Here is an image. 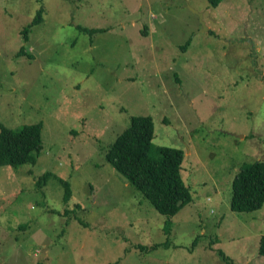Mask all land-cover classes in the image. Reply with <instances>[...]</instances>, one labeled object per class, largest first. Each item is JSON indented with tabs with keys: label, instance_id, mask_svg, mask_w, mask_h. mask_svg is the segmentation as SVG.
Wrapping results in <instances>:
<instances>
[{
	"label": "rangeland",
	"instance_id": "1",
	"mask_svg": "<svg viewBox=\"0 0 264 264\" xmlns=\"http://www.w3.org/2000/svg\"><path fill=\"white\" fill-rule=\"evenodd\" d=\"M135 115L185 155L169 233L105 159ZM37 122L35 162L0 166V264H264V203L229 209L264 160V0H0V123Z\"/></svg>",
	"mask_w": 264,
	"mask_h": 264
},
{
	"label": "trees",
	"instance_id": "2",
	"mask_svg": "<svg viewBox=\"0 0 264 264\" xmlns=\"http://www.w3.org/2000/svg\"><path fill=\"white\" fill-rule=\"evenodd\" d=\"M206 1L208 6H216L220 0ZM40 22L42 15L38 9L29 24L21 29L22 39L26 40L31 25ZM82 29L90 34L98 31ZM152 135L150 116H130L127 127L107 149L105 159L158 213L167 216L164 227L169 233L170 217L191 199L189 187L182 177L184 152L181 148L157 146L154 148L156 156H152ZM40 140V122L23 124L17 129L0 123V166L33 164L41 151ZM61 184L64 187L62 198L67 201L71 197L69 184L67 181H61ZM230 189V210L251 212L261 208L264 203V160L242 164L231 179ZM258 253L264 256V235L259 239ZM221 258L226 264H233L222 253Z\"/></svg>",
	"mask_w": 264,
	"mask_h": 264
},
{
	"label": "water",
	"instance_id": "3",
	"mask_svg": "<svg viewBox=\"0 0 264 264\" xmlns=\"http://www.w3.org/2000/svg\"><path fill=\"white\" fill-rule=\"evenodd\" d=\"M196 16H197V18H198V20H199V23H200V25H203L202 23H201V15H200V13H196ZM202 28H203V30H206V28H204L203 26H202Z\"/></svg>",
	"mask_w": 264,
	"mask_h": 264
},
{
	"label": "crops",
	"instance_id": "4",
	"mask_svg": "<svg viewBox=\"0 0 264 264\" xmlns=\"http://www.w3.org/2000/svg\"><path fill=\"white\" fill-rule=\"evenodd\" d=\"M177 78H178V77H177ZM184 159H185V155H184L183 161H184Z\"/></svg>",
	"mask_w": 264,
	"mask_h": 264
}]
</instances>
